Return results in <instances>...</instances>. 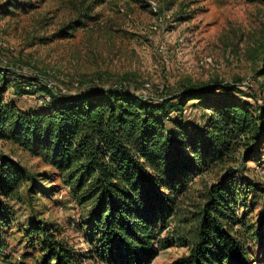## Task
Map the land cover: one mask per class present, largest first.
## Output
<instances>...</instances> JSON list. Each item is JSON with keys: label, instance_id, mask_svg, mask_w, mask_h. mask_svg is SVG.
Listing matches in <instances>:
<instances>
[{"label": "trees", "instance_id": "1", "mask_svg": "<svg viewBox=\"0 0 264 264\" xmlns=\"http://www.w3.org/2000/svg\"><path fill=\"white\" fill-rule=\"evenodd\" d=\"M1 74L0 141L52 169L76 203L91 244L87 254L80 253L57 227L34 220L24 234L39 245L36 264H84L90 257L102 264H152L173 246L187 249L174 264H252L248 233L263 241L264 217L255 231L245 226L241 208L249 189L264 206V187L248 182L243 189L235 174L263 150L264 109L220 100L202 113L194 131L177 120L170 129L162 119L166 113L157 115L166 100H149L121 83L77 93L48 87V106L29 111L8 100L9 81ZM218 89L236 91L229 84L186 89L178 105L210 103ZM213 169L223 172L205 181ZM30 180L0 149L4 226L16 218ZM3 248L0 243V254Z\"/></svg>", "mask_w": 264, "mask_h": 264}, {"label": "rangeland", "instance_id": "2", "mask_svg": "<svg viewBox=\"0 0 264 264\" xmlns=\"http://www.w3.org/2000/svg\"><path fill=\"white\" fill-rule=\"evenodd\" d=\"M0 73L9 81L6 97L23 110L48 106L49 81L53 90L69 93L122 83L149 100H166L167 112L157 115L166 113L162 119L170 129L177 120L194 131L202 113L220 100L264 109V0H0ZM228 84L236 91L218 89L210 103L178 105L186 89ZM0 149L31 175L16 218L0 223V264L37 263L39 245L24 234L34 220L57 227L87 254V228L52 169L12 143L1 141ZM222 172L213 169L204 180ZM235 175L243 189L248 182L264 187V146ZM34 180L37 188L29 195ZM249 190L241 213L245 226L257 231L263 199L251 198L255 192ZM248 234L250 261L264 264V240ZM186 253L184 247H169L152 264H174ZM84 264L102 263L90 257Z\"/></svg>", "mask_w": 264, "mask_h": 264}, {"label": "built area", "instance_id": "3", "mask_svg": "<svg viewBox=\"0 0 264 264\" xmlns=\"http://www.w3.org/2000/svg\"><path fill=\"white\" fill-rule=\"evenodd\" d=\"M47 86H49L50 88H54V82L49 81V83H48ZM49 98H50V96L48 95V96H47V99H49Z\"/></svg>", "mask_w": 264, "mask_h": 264}, {"label": "crops", "instance_id": "4", "mask_svg": "<svg viewBox=\"0 0 264 264\" xmlns=\"http://www.w3.org/2000/svg\"><path fill=\"white\" fill-rule=\"evenodd\" d=\"M1 142V141H0Z\"/></svg>", "mask_w": 264, "mask_h": 264}]
</instances>
